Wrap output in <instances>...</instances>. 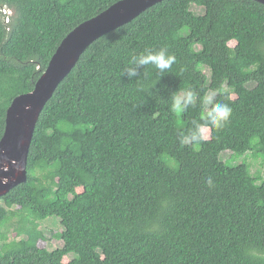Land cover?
<instances>
[{
	"label": "trees",
	"instance_id": "obj_1",
	"mask_svg": "<svg viewBox=\"0 0 264 264\" xmlns=\"http://www.w3.org/2000/svg\"><path fill=\"white\" fill-rule=\"evenodd\" d=\"M120 1L0 0V141L63 40ZM161 48L170 69L123 74ZM186 90L197 101L177 115ZM208 95L233 114L196 151L181 134ZM253 146L264 154V5L164 0L88 47L46 104L27 182L0 198V264H264V180L221 159ZM48 218L63 227L54 250L40 247Z\"/></svg>",
	"mask_w": 264,
	"mask_h": 264
},
{
	"label": "water",
	"instance_id": "obj_2",
	"mask_svg": "<svg viewBox=\"0 0 264 264\" xmlns=\"http://www.w3.org/2000/svg\"><path fill=\"white\" fill-rule=\"evenodd\" d=\"M164 0H122L75 28L59 45L33 92L14 99L0 141V198L27 182V163L38 120L59 85L95 41L131 23ZM264 5V0H253Z\"/></svg>",
	"mask_w": 264,
	"mask_h": 264
},
{
	"label": "clouds",
	"instance_id": "obj_3",
	"mask_svg": "<svg viewBox=\"0 0 264 264\" xmlns=\"http://www.w3.org/2000/svg\"><path fill=\"white\" fill-rule=\"evenodd\" d=\"M175 62V56L169 54L166 48H161L158 51L146 49L141 54L131 58L123 74L126 75L129 80H132L133 78L139 77L141 68L147 65H153L160 72H164L170 69ZM196 101L197 93L192 90H186L182 94H177L173 97L171 110L179 115L185 112L190 106L195 105ZM202 102L205 104H212L211 109L203 113L200 117V121H204V123L194 120L192 122L193 127L189 134H181V143L191 144L196 151L200 149L202 142H206L209 139L207 134L209 126L220 130L226 126L233 114V109L228 104L213 103L211 97L205 96ZM207 185L209 188L215 186L211 177L208 178Z\"/></svg>",
	"mask_w": 264,
	"mask_h": 264
},
{
	"label": "rangeland",
	"instance_id": "obj_4",
	"mask_svg": "<svg viewBox=\"0 0 264 264\" xmlns=\"http://www.w3.org/2000/svg\"><path fill=\"white\" fill-rule=\"evenodd\" d=\"M193 10L195 11V13L200 12L198 8H193ZM211 95H208V97H211ZM209 107L210 104H206L205 113L209 110ZM207 134L210 138L211 135L210 129L208 130ZM221 159L224 162L233 159V161L228 162L227 165L229 166H237L241 164L247 165L250 168L252 176L256 178L257 184L259 185L264 180V166H263L264 154L262 152H259L257 148H255L254 146L252 147V150L248 151L247 153L241 155L235 154L234 157H232L230 151H224L221 154ZM40 225H42L41 227L43 232L46 234V236H48L47 242H41L40 247L46 248L48 250H54L58 247H61L62 242L56 237L57 234H59L63 230L60 220L58 218H48L42 221ZM68 261H69L68 259H65L66 263Z\"/></svg>",
	"mask_w": 264,
	"mask_h": 264
}]
</instances>
